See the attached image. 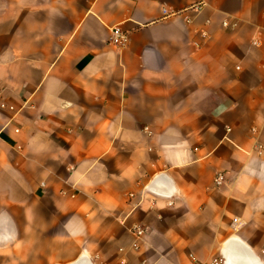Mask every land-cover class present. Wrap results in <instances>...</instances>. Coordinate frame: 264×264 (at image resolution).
Returning <instances> with one entry per match:
<instances>
[{"label": "crops", "instance_id": "obj_1", "mask_svg": "<svg viewBox=\"0 0 264 264\" xmlns=\"http://www.w3.org/2000/svg\"><path fill=\"white\" fill-rule=\"evenodd\" d=\"M194 1L0 0V246L8 199L40 247L16 260L264 264V0ZM136 220L212 233L147 258Z\"/></svg>", "mask_w": 264, "mask_h": 264}, {"label": "rangeland", "instance_id": "obj_2", "mask_svg": "<svg viewBox=\"0 0 264 264\" xmlns=\"http://www.w3.org/2000/svg\"><path fill=\"white\" fill-rule=\"evenodd\" d=\"M13 29V26L9 22H2L0 23V30L2 31V34L0 36V52H6V55L8 57H13L16 58L19 57V54H15L13 51H11L10 48V33L11 30ZM14 43L18 42L21 44L24 42V39H14ZM2 111H5L3 109H0ZM8 112H13L6 110ZM3 152V151H2ZM4 154V153H2ZM4 157H9L12 158L10 154H5L3 155ZM24 189L27 188V185L25 182H23ZM213 188L218 187L212 184ZM1 191H6L8 190L7 186L4 184L0 187ZM129 194L131 195L129 199L131 200L133 198V195L135 192L133 190H130ZM3 208L6 207V212L4 213L5 216H7V223L3 225L2 228V234L3 238L1 241V246H0V264H26L24 261H18L16 260L17 257L24 256L26 253H36L39 251V246H35L36 240L39 238L38 235H36V230H29L26 228L25 224V218L24 216L19 213L14 211V208H10L11 206L9 203L8 199H3ZM213 206L217 205V200L214 199V202L212 203ZM170 205V204H169ZM186 205V204H185ZM188 205L191 206V203H188ZM164 207V208H163ZM162 208L164 211L165 210V205L162 204ZM152 216L150 217V219ZM153 220V219H151ZM168 220H164V223ZM135 223H138L141 228L144 229V233L142 235V240H136L132 236L130 231H125L128 234V239H127V245L129 246L130 244H133V242L138 243V248L135 249L134 251H131V253H135L138 251V249H144L143 256H146L147 258H153L154 256V248H161L162 250H165L169 248L167 245H160L162 243H167V242H162L164 238L167 239H172V238H185L188 240H192L195 245L188 247V252H187V257L190 261L196 263L194 260V251H196L198 247V244L200 241H202L205 238H208L211 236L212 231H202V230H169L167 228H163L162 226H159L158 228H153L149 229L146 227V225L142 222L135 221ZM163 223V224H164ZM166 225V223H165ZM131 226V225H130ZM38 232V231H37ZM30 241L33 243L31 246H27L26 241ZM161 246V247H160ZM132 247V245H131ZM193 253V254H192ZM216 264H221L216 262Z\"/></svg>", "mask_w": 264, "mask_h": 264}, {"label": "built area", "instance_id": "obj_3", "mask_svg": "<svg viewBox=\"0 0 264 264\" xmlns=\"http://www.w3.org/2000/svg\"><path fill=\"white\" fill-rule=\"evenodd\" d=\"M206 5V0H195L191 5H190V9L194 10V11H200L204 6ZM225 27L229 26L228 22H223L222 23ZM233 26V25H232ZM125 40V32L119 28V27H114L111 29V37H110V42L114 45H119L121 44L123 41ZM258 42L256 40L253 41V45H257ZM0 109L3 110H9V111H14V108L12 105H8L2 98H1V94H0ZM15 132L18 131V129H14ZM257 150L260 153V151L262 150V146L260 144H257ZM158 178V177H154L153 179ZM225 175L223 172L218 171L215 173L214 177H213V184L215 186H220L225 182ZM166 185V184H163ZM167 189V188H166ZM168 191V189L166 190ZM166 193V192H165ZM129 231L131 232L132 236L134 237V239L136 240H142V235L144 233V229L140 227V225L138 224H133L131 225V227L129 228ZM132 248L133 249H137L138 248V243L137 242H133L132 244Z\"/></svg>", "mask_w": 264, "mask_h": 264}, {"label": "bare ground", "instance_id": "obj_4", "mask_svg": "<svg viewBox=\"0 0 264 264\" xmlns=\"http://www.w3.org/2000/svg\"><path fill=\"white\" fill-rule=\"evenodd\" d=\"M149 184H151L152 186H153V189H155V190H158V191H162V194H164V195H167L166 193H167V189H165V190H161L160 188H159V186H158V184H159V179L158 178H155V179H152L150 182H149ZM169 189V188H168ZM157 191V192H158ZM166 192V193H165Z\"/></svg>", "mask_w": 264, "mask_h": 264}]
</instances>
